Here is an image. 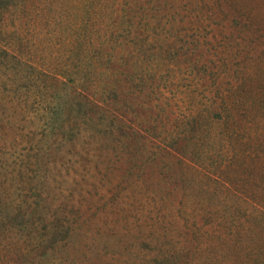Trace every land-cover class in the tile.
<instances>
[{
    "label": "trees",
    "instance_id": "obj_1",
    "mask_svg": "<svg viewBox=\"0 0 264 264\" xmlns=\"http://www.w3.org/2000/svg\"><path fill=\"white\" fill-rule=\"evenodd\" d=\"M238 26L263 28L264 0H0V102L42 120L69 169L119 189L113 214L143 216L141 264H264V67L254 39L236 59L231 37L208 46ZM9 208L0 232L17 245L0 264L100 251L83 203Z\"/></svg>",
    "mask_w": 264,
    "mask_h": 264
},
{
    "label": "rangeland",
    "instance_id": "obj_2",
    "mask_svg": "<svg viewBox=\"0 0 264 264\" xmlns=\"http://www.w3.org/2000/svg\"><path fill=\"white\" fill-rule=\"evenodd\" d=\"M262 27L253 31L250 38L243 37L239 26L235 27L236 30L232 33L223 30L218 36L223 42L214 40L208 46L218 47L219 43H224L225 37H231L229 57L236 59V55L243 54V50H237L241 49L237 43L246 47V43L254 39L250 45L255 46L254 53L258 54L259 63L264 67V26ZM191 34L190 31L188 35ZM226 50L228 51L229 47ZM213 51L211 50V53ZM222 56L226 58L227 54L222 53ZM213 58L217 60L219 56ZM14 109L16 108L0 102V206L2 209L8 208L6 215H10L9 223L12 222L11 215L15 214L9 206L16 204L35 203L43 213H49L53 206L61 204V208L71 211V203H83L89 207L87 248L97 239L100 250L91 257L90 264H133L135 260L141 264L144 247L136 243L147 231V222L143 216L136 213L135 207L131 212L129 210L125 213L121 209L118 215L113 214L117 208L112 211V205L127 203L117 197L119 189L105 191L100 184L101 175L88 177L84 175V169H69L66 159H69L70 154L66 153L57 138L47 135L43 121L29 116V111L23 110L24 108L18 110V113H14ZM54 148L60 154L52 155ZM112 218L118 220L116 226H113ZM130 228L133 229L128 233ZM6 235L8 234L4 231L0 232V248L3 255L10 253L6 245H17L16 238L9 239ZM25 243L26 241H23L22 245ZM78 251L76 247L71 250L73 253ZM86 251H92V248ZM52 253V259L44 264H74L65 259L68 251L55 249ZM39 258L20 256L13 264H38L35 261Z\"/></svg>",
    "mask_w": 264,
    "mask_h": 264
}]
</instances>
